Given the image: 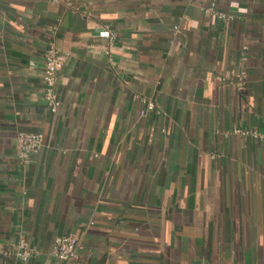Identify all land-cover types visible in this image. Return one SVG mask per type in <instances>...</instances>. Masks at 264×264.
<instances>
[{"label": "crops", "instance_id": "1", "mask_svg": "<svg viewBox=\"0 0 264 264\" xmlns=\"http://www.w3.org/2000/svg\"><path fill=\"white\" fill-rule=\"evenodd\" d=\"M0 264H264V0H0Z\"/></svg>", "mask_w": 264, "mask_h": 264}, {"label": "built area", "instance_id": "2", "mask_svg": "<svg viewBox=\"0 0 264 264\" xmlns=\"http://www.w3.org/2000/svg\"><path fill=\"white\" fill-rule=\"evenodd\" d=\"M68 6H72V0H66ZM204 12L213 14L222 20H230L232 16L216 9L215 2H211L208 6L204 7ZM107 36H110V31H107ZM65 56L57 48L53 41H49L44 51V64L42 72V82L44 84V98L52 111H55L59 102L55 99L53 94V85L56 79L57 72L64 63ZM234 133L242 136L252 135L258 137L255 131L235 129ZM17 147L20 150V156L24 161H27L30 153L36 152L42 145L43 139L41 133L33 132H18L16 135ZM81 241L79 237L73 233L68 232L57 236L52 245L51 255L60 260L66 261L73 258L79 249H81ZM33 253V249L21 240L15 254L21 261H28Z\"/></svg>", "mask_w": 264, "mask_h": 264}]
</instances>
